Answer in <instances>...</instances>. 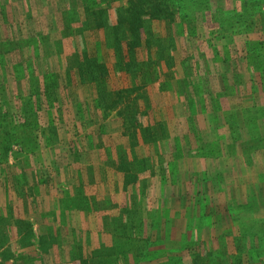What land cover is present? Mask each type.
Instances as JSON below:
<instances>
[{
  "label": "rangeland",
  "instance_id": "obj_1",
  "mask_svg": "<svg viewBox=\"0 0 264 264\" xmlns=\"http://www.w3.org/2000/svg\"><path fill=\"white\" fill-rule=\"evenodd\" d=\"M4 190L0 264H264V0H0Z\"/></svg>",
  "mask_w": 264,
  "mask_h": 264
},
{
  "label": "trees",
  "instance_id": "obj_2",
  "mask_svg": "<svg viewBox=\"0 0 264 264\" xmlns=\"http://www.w3.org/2000/svg\"><path fill=\"white\" fill-rule=\"evenodd\" d=\"M3 140L5 141V146H4V148H5V150H6V154H8V152H9V149H10V144H11V140L9 139V138H5V137H3Z\"/></svg>",
  "mask_w": 264,
  "mask_h": 264
},
{
  "label": "crops",
  "instance_id": "obj_3",
  "mask_svg": "<svg viewBox=\"0 0 264 264\" xmlns=\"http://www.w3.org/2000/svg\"><path fill=\"white\" fill-rule=\"evenodd\" d=\"M8 194H9V197L11 196V194H10V192H6L5 190H4V192H1V194H0V197H2V198H6V196H8ZM30 199V198H29ZM1 215V214H0ZM9 244V243H8ZM8 246V245H7Z\"/></svg>",
  "mask_w": 264,
  "mask_h": 264
}]
</instances>
